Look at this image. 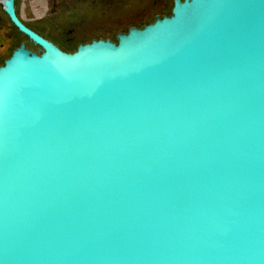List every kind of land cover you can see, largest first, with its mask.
<instances>
[{"label":"water","instance_id":"1","mask_svg":"<svg viewBox=\"0 0 264 264\" xmlns=\"http://www.w3.org/2000/svg\"><path fill=\"white\" fill-rule=\"evenodd\" d=\"M0 67V264H264V0L171 13Z\"/></svg>","mask_w":264,"mask_h":264},{"label":"flooded vegetation","instance_id":"2","mask_svg":"<svg viewBox=\"0 0 264 264\" xmlns=\"http://www.w3.org/2000/svg\"><path fill=\"white\" fill-rule=\"evenodd\" d=\"M174 0H14L17 19L63 52L93 40H117L119 33L169 15ZM167 9V11H163ZM169 10V11H168ZM66 13H69L65 15ZM115 33L113 36L112 32ZM115 42V41H114ZM40 55L43 47L21 32L0 2V67L19 47Z\"/></svg>","mask_w":264,"mask_h":264},{"label":"rangeland","instance_id":"3","mask_svg":"<svg viewBox=\"0 0 264 264\" xmlns=\"http://www.w3.org/2000/svg\"><path fill=\"white\" fill-rule=\"evenodd\" d=\"M163 11H165V12H166V11H167V9H164ZM168 11H169V10H168ZM67 14H69V13H66L65 15H67ZM114 33H115V31H114V32H112V33H111V35L113 36V34H114Z\"/></svg>","mask_w":264,"mask_h":264},{"label":"trees","instance_id":"4","mask_svg":"<svg viewBox=\"0 0 264 264\" xmlns=\"http://www.w3.org/2000/svg\"><path fill=\"white\" fill-rule=\"evenodd\" d=\"M114 41L116 42V39Z\"/></svg>","mask_w":264,"mask_h":264}]
</instances>
